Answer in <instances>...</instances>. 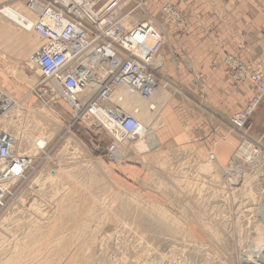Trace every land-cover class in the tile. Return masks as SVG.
<instances>
[{
  "label": "rangeland",
  "instance_id": "obj_1",
  "mask_svg": "<svg viewBox=\"0 0 264 264\" xmlns=\"http://www.w3.org/2000/svg\"><path fill=\"white\" fill-rule=\"evenodd\" d=\"M173 2L143 0L139 6V0H129L126 8L143 12L138 22H154L166 35L155 58L162 59L163 72L153 70L168 98L142 129L158 143L163 109L171 99L184 100L218 128L217 142L232 144L228 161L215 159L217 142L202 158L159 143L140 151L138 145L130 146L136 139L120 146L122 160L108 161L106 137L90 134L80 124L69 130L62 102L47 108L29 95L42 78L29 63L30 55L19 56L24 43L4 50L8 43L0 39V87L28 109L24 120L0 117V134L34 160L0 211V264H264V97L242 132L227 124L235 112L212 113L197 99L206 88L203 80L192 81L190 58L175 56L173 46L185 34L187 20ZM19 3L27 8L26 0H0V13ZM258 3L262 17L244 31L236 25L242 17L221 18L226 25L234 23L229 36L236 50L220 51L226 75L236 85L250 84L238 77L243 72L259 71L264 81V41L257 55L248 41L250 30L258 35L253 44L264 38V0ZM164 7L177 16H168ZM170 28L180 32L172 34ZM179 68L188 82L178 78ZM193 86L198 90L194 97ZM244 142L257 150L254 162L233 161ZM230 172L234 175L228 177Z\"/></svg>",
  "mask_w": 264,
  "mask_h": 264
},
{
  "label": "built area",
  "instance_id": "obj_2",
  "mask_svg": "<svg viewBox=\"0 0 264 264\" xmlns=\"http://www.w3.org/2000/svg\"><path fill=\"white\" fill-rule=\"evenodd\" d=\"M38 1L42 9H49L54 16L53 19L46 16L47 12L43 10L42 15L47 18L28 28L39 38L38 54L31 56V62L42 78L31 92L41 105L53 106L57 102L56 93L59 97L62 95L75 100L85 92L92 79L98 81L95 93L83 105L72 104L71 112H67L70 119L68 129L80 124L90 134L106 137L109 142L105 156L108 161L116 163L120 159L118 143L123 144L135 137L142 127L113 103L111 96L121 85L138 91L144 99L149 97L150 89L161 77L152 72L150 63L152 59L155 63L162 40L149 23L134 31H124L119 17L122 0ZM56 11L60 16L55 14ZM55 24L58 27L62 25V29L56 32ZM147 44L150 49L145 55L136 53L137 47ZM130 58H136L139 65L132 64ZM79 61L84 64H79ZM228 63L227 59L224 64ZM238 77L254 87L246 106L235 112L227 123L231 130L242 132L264 97V81L259 71L243 72ZM21 104L0 90V117L7 115L14 121L24 120L27 108ZM18 107L24 108L23 112H12ZM97 112L106 113L105 118H100ZM13 142L0 134V211L12 195L11 187L22 183L34 167V161L29 162L28 156L21 153Z\"/></svg>",
  "mask_w": 264,
  "mask_h": 264
},
{
  "label": "crops",
  "instance_id": "obj_3",
  "mask_svg": "<svg viewBox=\"0 0 264 264\" xmlns=\"http://www.w3.org/2000/svg\"><path fill=\"white\" fill-rule=\"evenodd\" d=\"M256 1L185 0L180 2L174 0L173 2L177 10L187 20L185 34L173 46L175 56L190 58L193 65V74L190 76L192 81L193 79H197L198 82L203 80L206 88L205 95L201 97L198 95L197 99H203L212 113L229 116L241 110L253 91V86L250 84L236 85L232 83L221 64L222 53L220 50H236L229 36V30L234 23L230 22L229 25H226L221 18L233 16L239 19L242 17L238 24L236 22V25L238 30L244 31L249 22L252 23L250 26H253L256 24L255 18L262 17L263 8H260L261 4H256ZM169 31L172 34L180 32L176 28H170ZM248 32H251V36H248V41L250 40L249 42L252 43L250 48L253 50L252 53L257 55L258 44H262L264 38L253 44L254 39L258 37L257 31L250 30ZM236 54L239 53L236 51ZM239 55L241 58L245 56L244 54ZM177 73L180 81L188 82L187 78L190 77L185 76L183 70L179 68ZM190 91L192 97L197 96L196 87L193 86ZM189 104L184 103V100L171 99L162 111V126L157 130L156 136L159 145L166 150H191L203 158L216 144L218 128L199 115L195 110V105ZM232 148L229 140L217 142L213 149L215 159L221 164H225L231 155Z\"/></svg>",
  "mask_w": 264,
  "mask_h": 264
},
{
  "label": "bare ground",
  "instance_id": "obj_4",
  "mask_svg": "<svg viewBox=\"0 0 264 264\" xmlns=\"http://www.w3.org/2000/svg\"><path fill=\"white\" fill-rule=\"evenodd\" d=\"M128 2H129V0H122L120 3V9L122 12L119 16L121 28L124 31H127V30L134 31L137 28H139L141 25L149 23V24H151L150 26H152L156 30V32L159 34V37L163 42L166 35H164L163 30H161V28L157 26L158 24L151 22V21H147V20H146V22H138L139 21L138 18H139V16L142 15L143 12H141V14H136V13L134 14V11H136L137 8L132 9V10L128 9L126 11V8L129 6ZM142 2H143V0H139L138 5L140 6V3H142ZM40 4L41 3L38 0H29V2L26 3L27 8L24 7V5L19 3V4L14 5L13 7H11L9 10H6L5 14L3 13V11H1V13H0V20L1 21H2V17L4 15H7L3 18V21H2L3 25H0V39H2V42L4 41V43H8V45H7L8 47H6L4 50H7V48L11 47L12 45H14L18 48L19 43L23 42L24 43V46H23L24 49L23 50L21 49L22 51L20 50L19 56H22L25 59L26 56L28 57L30 55L29 56V59H30L29 63H31V64H32L31 56H33V55L37 56V54H38L37 51L39 50L40 44H39V38L35 35L34 32H31L28 28L30 26L41 23L42 22L41 20L45 19V17L48 15L51 16L52 19L54 16L51 11H48L49 9H47V10H45V8L42 9L40 7ZM164 8L165 9H163V10L166 13H168V16H172V15L177 16L178 13L175 10H172L168 7H164ZM43 10H45V12H47L46 16L42 15V13L44 12ZM55 14L60 16L59 11H56ZM13 18L15 21L12 20ZM51 27H54V25H51ZM55 27H56V32H58V30L60 28L62 29V25H60V27H58L57 24H55ZM16 31L19 33V37L17 39H15V36H14V33ZM16 47H14V48H16ZM76 49H80V47L76 46ZM149 49H150L149 44H147L146 46L144 45V47H137L136 53L143 56L148 52ZM152 60H151V63H152ZM130 62L132 64H134L135 66L139 65L136 58H130ZM154 62H155V60H154ZM78 63L84 64L82 61H79ZM151 63H150V67L152 68V72H154L153 65ZM32 68H33V66H32ZM37 73H39L38 70H37ZM92 80H93L92 83L87 86V89L85 90V92H83L81 94V96L75 100L66 98L65 96H62V95H60L61 97H59V94L56 93V95H57V96H55L57 98L56 101H60L62 103L64 102L63 105L66 108V113L71 112L73 103H76L77 106L83 105L84 101L86 99L88 100L89 96H91L93 93H95L97 85H98V83H97L98 81H96L94 79H92ZM38 84H40V83H38ZM50 84H51L52 88H54L53 83H50ZM0 90L2 92H4V90H2L1 87H0ZM6 94H8V93H6ZM29 94L33 96L31 90H30ZM10 97L12 99H14L12 96H10ZM167 98H168L167 92L163 87H161L159 85V81L157 82V84H155L153 86L152 89H150V95L147 99H144L138 91H133V90H131V88H130V90H128L124 86H121V85H119V87L115 89V92L111 96V100L113 101V103H115L118 107H120L126 114L130 115V117L135 118L139 122L141 127L148 124L149 122H151L152 118L155 115H157V113L159 112V110L161 108L162 103H165ZM14 100H16V99H14ZM16 101H19L20 104L22 103L21 99L16 100ZM43 107L49 108V107H53V106L50 104V105H46ZM69 107H70V109H69ZM23 109L24 108L18 107L16 109H14L12 112L20 113V112H23ZM26 110H28V109H26ZM97 114L100 118H105V115H106V113H104V112H97ZM5 117L8 118L7 115H5ZM69 120L70 119H68V121ZM4 136H7V135H4ZM7 138H10V137L7 136ZM134 139H136L135 142L131 143L130 141H133ZM128 142L131 143L130 146H137L138 145V149L140 151H143V149H149V150L154 149L158 145L157 140L155 138V135H153L150 131L146 132L142 128L138 132V134L135 135V137L130 138L128 141H125L123 144L122 143H118V144H120V146L124 147L123 145L125 143H128ZM45 144H46V141L43 140L44 147H45ZM44 147H42V148H44ZM120 150H119V152H120ZM42 151L43 150H41L40 152H42ZM122 152H123V150H122ZM257 156H258L257 150H254V148L248 142H244L240 146V148L238 149L237 153L235 154L233 161H236L237 159H239L243 162H247V161L250 162L252 160L254 162L256 160ZM119 157H120L119 160H122L125 156L123 157L122 154L120 153ZM28 159H29V162H30V160H32L31 158H29V156H28ZM32 161H34V160H32ZM232 175H234L232 172L227 173L228 177H231ZM235 178L239 179L237 176ZM236 179H235V181H236Z\"/></svg>",
  "mask_w": 264,
  "mask_h": 264
},
{
  "label": "water",
  "instance_id": "obj_5",
  "mask_svg": "<svg viewBox=\"0 0 264 264\" xmlns=\"http://www.w3.org/2000/svg\"><path fill=\"white\" fill-rule=\"evenodd\" d=\"M162 59L160 57H158L156 60H155V64L151 63L153 65V68L154 70L157 72V73H162L163 70H162Z\"/></svg>",
  "mask_w": 264,
  "mask_h": 264
}]
</instances>
